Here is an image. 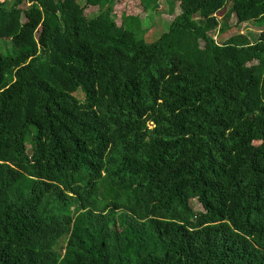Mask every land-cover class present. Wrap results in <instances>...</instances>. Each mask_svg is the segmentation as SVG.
Masks as SVG:
<instances>
[{
	"label": "trees",
	"instance_id": "1",
	"mask_svg": "<svg viewBox=\"0 0 264 264\" xmlns=\"http://www.w3.org/2000/svg\"><path fill=\"white\" fill-rule=\"evenodd\" d=\"M153 2L0 0V264H264V0Z\"/></svg>",
	"mask_w": 264,
	"mask_h": 264
},
{
	"label": "rangeland",
	"instance_id": "2",
	"mask_svg": "<svg viewBox=\"0 0 264 264\" xmlns=\"http://www.w3.org/2000/svg\"><path fill=\"white\" fill-rule=\"evenodd\" d=\"M150 2L151 5L145 13H142L141 20L144 27H155V29L152 28L149 32V35L153 36L155 34V31L157 33L162 29V23L158 21V19L160 18V16L157 14L158 9L160 8V12H166L167 10H164V7L157 8L158 3H154L153 0H150ZM81 3L84 4L83 1H81ZM117 9L120 10V13L124 11V3L119 4L117 6ZM130 9H132V7ZM156 22L159 23V25H157ZM260 25V23L253 22L251 23V25H247L246 28H242L240 32L247 35L251 39V41L256 42L263 30V28L259 27ZM12 46V43L8 40L0 41V55L13 54L14 52H12Z\"/></svg>",
	"mask_w": 264,
	"mask_h": 264
}]
</instances>
